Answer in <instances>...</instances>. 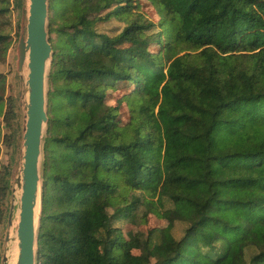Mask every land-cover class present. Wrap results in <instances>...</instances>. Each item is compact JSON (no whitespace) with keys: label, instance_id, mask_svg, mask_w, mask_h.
Segmentation results:
<instances>
[{"label":"trees","instance_id":"16d2710c","mask_svg":"<svg viewBox=\"0 0 264 264\" xmlns=\"http://www.w3.org/2000/svg\"><path fill=\"white\" fill-rule=\"evenodd\" d=\"M149 1L50 0L37 264H264V0ZM11 32L0 0V61Z\"/></svg>","mask_w":264,"mask_h":264},{"label":"water","instance_id":"95a60500","mask_svg":"<svg viewBox=\"0 0 264 264\" xmlns=\"http://www.w3.org/2000/svg\"><path fill=\"white\" fill-rule=\"evenodd\" d=\"M50 0H29L27 34L18 43V72H26L21 90L23 135L20 165L13 180L1 264H37L42 213L43 143L49 121L48 80L53 57L49 35Z\"/></svg>","mask_w":264,"mask_h":264},{"label":"rangeland","instance_id":"374dc122","mask_svg":"<svg viewBox=\"0 0 264 264\" xmlns=\"http://www.w3.org/2000/svg\"><path fill=\"white\" fill-rule=\"evenodd\" d=\"M144 12L150 18L154 20H159L157 9L153 7L149 0H143ZM29 16V0H11V20H12V32L11 38L8 43H6V56L0 61V73L5 77V90L3 92L4 101L2 106L0 105V122L3 125L2 133L0 138V177L3 175L5 167L9 166L12 173V188L13 180L16 175V171L20 165V149L22 144L23 135V109L20 106L21 100V90L24 82L26 72H18V43L21 33L27 34V23ZM125 27V22L118 20L116 18H110L108 21L99 22L97 24V30L101 33H106L110 36L118 35ZM158 30V27H156ZM52 62V61H51ZM111 104H116V101L123 96L124 90H118L112 92ZM11 101L17 105L16 117L14 119L10 118V115H6L8 105L10 106ZM123 121L128 119L127 109L123 108L122 118ZM8 122V126H6ZM6 124V125H5ZM47 128V127H46ZM9 208H3L0 212V264L2 260V255L5 247V236L10 228L8 224V215L10 207L13 201L12 189L9 200ZM144 207L139 209V214L144 216ZM124 221H117V225L124 227ZM165 224L164 220H156L155 217H150V226H161ZM185 225L182 223H177L174 233L176 237L180 238L183 235V229ZM126 237L131 240L136 241V247L134 252L139 254L142 250L143 244L138 240L137 231L135 227L131 226L129 223L124 229Z\"/></svg>","mask_w":264,"mask_h":264}]
</instances>
